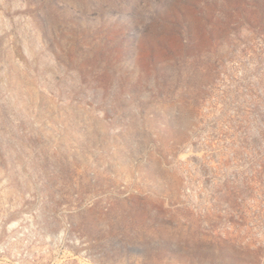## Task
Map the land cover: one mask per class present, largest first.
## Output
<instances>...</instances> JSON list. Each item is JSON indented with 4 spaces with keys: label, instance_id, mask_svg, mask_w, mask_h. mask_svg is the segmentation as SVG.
Returning <instances> with one entry per match:
<instances>
[{
    "label": "rangeland",
    "instance_id": "obj_1",
    "mask_svg": "<svg viewBox=\"0 0 264 264\" xmlns=\"http://www.w3.org/2000/svg\"><path fill=\"white\" fill-rule=\"evenodd\" d=\"M0 264H264V0H0Z\"/></svg>",
    "mask_w": 264,
    "mask_h": 264
}]
</instances>
